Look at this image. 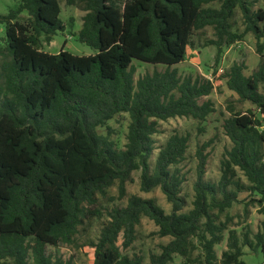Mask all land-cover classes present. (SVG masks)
I'll return each mask as SVG.
<instances>
[{
    "label": "trees",
    "instance_id": "1",
    "mask_svg": "<svg viewBox=\"0 0 264 264\" xmlns=\"http://www.w3.org/2000/svg\"><path fill=\"white\" fill-rule=\"evenodd\" d=\"M82 4L86 14L77 37L96 50L75 55L43 50L66 27L60 0H21L0 13L5 36L0 56V264H71L47 255V246L72 244L79 227L101 217L99 196L117 185L120 198L140 171V188H160L171 204L167 212L154 199L130 195L125 206H114L99 236L92 242L94 264H144L142 255L122 254L137 240L142 218L169 238L149 264H246L245 248L261 251L264 264V222L254 233L230 228L229 210L240 194L251 197L264 212V10L254 0H64ZM239 9L245 29L237 34L232 19ZM212 27L219 64L223 46L252 33L261 60L245 73V63L213 71L256 109L229 108L222 128L231 147L220 160L217 182L205 179L209 142L197 150V178L191 207L182 195L189 135L174 132L156 147L159 120L193 117L205 121L214 112L208 96L214 83L181 77L182 63L194 31ZM0 40V41H1ZM165 66L134 79L133 60ZM127 113L126 142L119 148L108 122ZM106 128V134L100 132ZM158 150L155 161L151 160ZM227 233V237H226ZM226 238V248L216 246Z\"/></svg>",
    "mask_w": 264,
    "mask_h": 264
},
{
    "label": "rangeland",
    "instance_id": "2",
    "mask_svg": "<svg viewBox=\"0 0 264 264\" xmlns=\"http://www.w3.org/2000/svg\"><path fill=\"white\" fill-rule=\"evenodd\" d=\"M117 4L123 6L124 0H116ZM254 9L264 10V0H254ZM21 0H0V13L6 14L12 8H16ZM221 0H217L206 7L218 8ZM61 18L65 24L66 29L63 32L54 36L51 43L43 44V50L48 53L56 54L60 50H67L75 55H90L96 52L91 46L82 43L78 40L77 34L82 28L83 17L86 11L82 4L68 5L64 0H60ZM245 25L242 13L239 9L232 19V30L237 34L244 31ZM5 36L4 26L0 24V40ZM215 34L212 27H205L201 30L194 31L191 36L190 44L188 46L185 60L174 66L178 69L181 77L191 76L193 79L204 78L212 81L214 87L212 92L201 98L200 103L205 100H210L214 106V112L210 113L205 121H199L193 117H173L167 120H159L158 133L154 135L156 140V147L165 143L167 138L174 132L189 135V146L186 153L185 160H183L178 167L185 175V182L183 183L182 195L187 201L188 210L194 198V183L197 178V150L206 142L210 145L206 148L208 153L207 169L205 179L208 181L217 182L220 177V160L225 154V151L231 147V141L225 135L222 128L223 120L230 116L229 108L232 107L234 111L246 112L249 109L256 111L255 107L250 103H240L238 95L230 90L225 81L214 76L213 71L218 67L219 72L226 70L234 63H245V73L250 75L253 71L258 69L261 57L257 53V42L252 33H247L242 40L236 41L234 44L222 47V53L219 64H216L217 46L211 44L215 40ZM264 43V38H263ZM1 45L4 42L0 41ZM264 54V52H263ZM3 57L0 56V65ZM135 68L134 79L137 81L141 76L147 73H153L155 70L163 71L165 66L153 65L142 62L140 60H133ZM1 72V69H0ZM1 83V80H0ZM261 91H264L262 88ZM259 117H264L256 111ZM112 130V138L119 148H122L126 142V134L129 125V115L122 113L117 115L114 119L108 122ZM106 128H100V132L107 133ZM158 150L154 151V156L151 160L153 164ZM140 171L133 173V180L127 184V196L119 197L117 185L108 190L105 197L99 196L100 208L102 212L101 217H95L88 220L83 226L79 227V232L75 236L72 244H60L56 247L47 246V255L52 256L53 259L61 258L65 261H71V264H94V248L92 242H95L99 233L106 223L108 218V211L114 206H125L127 198L130 195H139L144 198L154 199L158 205L163 207L167 212L171 211V204L167 201L166 196L162 193L160 188H156L151 192H144L140 188ZM251 195L248 192L240 194V202L236 203L230 210V214L234 216L233 222L230 224L231 229L242 232L246 225H250L254 233H256L262 223L264 222V212L255 205L249 204L247 206V215L244 213L245 203H248ZM158 227L154 221L147 217H143L140 226L137 230V240L129 248H124L122 245L123 238L120 237L118 245L122 254L133 256L134 254L142 255L144 257V264H149L150 254L159 253L160 246L166 244L169 238L159 237L156 233ZM227 237V233H226ZM226 248V238L224 241L216 246L217 254L220 257L221 252ZM246 264H262L263 255L261 251L253 252L248 247L245 248V255L243 256ZM185 260L181 256H175V259L170 264H184Z\"/></svg>",
    "mask_w": 264,
    "mask_h": 264
}]
</instances>
